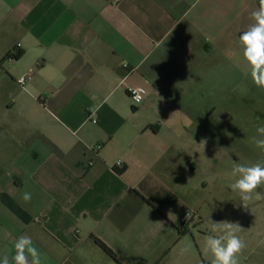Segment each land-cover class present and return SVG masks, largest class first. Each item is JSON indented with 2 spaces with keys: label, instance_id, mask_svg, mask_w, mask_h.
I'll return each mask as SVG.
<instances>
[{
  "label": "crops",
  "instance_id": "1",
  "mask_svg": "<svg viewBox=\"0 0 264 264\" xmlns=\"http://www.w3.org/2000/svg\"><path fill=\"white\" fill-rule=\"evenodd\" d=\"M258 7L0 0V259L7 252L14 264L26 235L42 264H172L179 239L202 222L172 206L199 154L213 152L210 119L231 90H264L238 39ZM133 86L146 90L139 104Z\"/></svg>",
  "mask_w": 264,
  "mask_h": 264
},
{
  "label": "rangeland",
  "instance_id": "2",
  "mask_svg": "<svg viewBox=\"0 0 264 264\" xmlns=\"http://www.w3.org/2000/svg\"><path fill=\"white\" fill-rule=\"evenodd\" d=\"M257 124H264V90H255L252 85L231 90L228 101L217 107L209 124L212 138L207 140L212 154H199L203 163L188 182L176 187L180 201L172 206L174 215L195 211L202 222L196 218L179 239L172 264H211L213 256L205 250L206 237L213 235L209 218L240 226L238 235L246 247L238 254V264H264V199H253L245 208L239 195L229 188L235 180L231 175L233 161L251 165L264 160V154L250 140L257 135ZM257 191L264 193V186ZM86 264L112 263L96 256Z\"/></svg>",
  "mask_w": 264,
  "mask_h": 264
},
{
  "label": "clouds",
  "instance_id": "3",
  "mask_svg": "<svg viewBox=\"0 0 264 264\" xmlns=\"http://www.w3.org/2000/svg\"><path fill=\"white\" fill-rule=\"evenodd\" d=\"M196 3H199V0H196ZM195 7L196 4H192L189 11ZM251 17L254 22L239 35L238 39L243 47V58L250 67L252 82L258 88L264 89V0H259V7L251 13ZM142 92L140 89L134 93L137 103L143 99ZM256 133L257 135L250 138L251 143L264 154V124L256 125ZM231 175L235 180L229 188L239 195L243 207L247 208L248 202L253 199L257 201L264 199V193L257 191L264 186V160L251 165L233 161ZM23 200L30 201L31 193H24ZM168 215L174 216L171 211ZM208 223L213 235L206 237L205 250L213 256L211 264H238V254L246 247L238 235L241 231L240 226L226 220L214 222L210 218ZM14 250L15 254L12 257L14 264H42L40 252L29 236H20L14 243ZM0 264H10L7 252L0 259Z\"/></svg>",
  "mask_w": 264,
  "mask_h": 264
},
{
  "label": "built area",
  "instance_id": "4",
  "mask_svg": "<svg viewBox=\"0 0 264 264\" xmlns=\"http://www.w3.org/2000/svg\"><path fill=\"white\" fill-rule=\"evenodd\" d=\"M119 1H120V0H109V2L112 3V4H116V3L119 2ZM17 53H18V52L16 51L14 54H17ZM28 77H29V74H26V75L20 76V77L18 78V82H19L20 84H23L24 81H25V79L28 78ZM21 80H22V83H21ZM140 89L143 90V92L141 93L142 96H143V99H142V101H143L144 98H145V95H146V90H145L144 87H142V86H133V87H129V88L127 89L128 96L130 97V99H131V101L133 102V104H139V103H137V102L135 101V99H134V93H135L136 91L140 90ZM142 101H141V102H142ZM141 102H140V103H141ZM93 121H95V120H93ZM114 165H115V166H120V165H121V160H117V161L115 162ZM189 218H190V213H189V212H185L184 214H182V215L180 216V219H179L180 224H184V223H186V222L189 220Z\"/></svg>",
  "mask_w": 264,
  "mask_h": 264
},
{
  "label": "trees",
  "instance_id": "5",
  "mask_svg": "<svg viewBox=\"0 0 264 264\" xmlns=\"http://www.w3.org/2000/svg\"><path fill=\"white\" fill-rule=\"evenodd\" d=\"M19 55H20V52H18L17 54H14V55H10L9 57L17 58ZM94 240L110 258H112L113 260L117 261L114 252L105 243H103L98 238H94Z\"/></svg>",
  "mask_w": 264,
  "mask_h": 264
}]
</instances>
